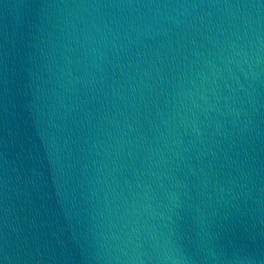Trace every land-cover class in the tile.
<instances>
[{
  "label": "water",
  "instance_id": "obj_1",
  "mask_svg": "<svg viewBox=\"0 0 264 264\" xmlns=\"http://www.w3.org/2000/svg\"><path fill=\"white\" fill-rule=\"evenodd\" d=\"M0 264H264V0H0Z\"/></svg>",
  "mask_w": 264,
  "mask_h": 264
}]
</instances>
